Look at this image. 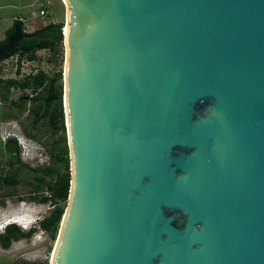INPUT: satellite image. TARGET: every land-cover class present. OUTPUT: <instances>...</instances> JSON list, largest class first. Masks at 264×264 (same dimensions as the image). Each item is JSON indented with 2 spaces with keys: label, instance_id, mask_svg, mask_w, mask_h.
Masks as SVG:
<instances>
[{
  "label": "water",
  "instance_id": "water-1",
  "mask_svg": "<svg viewBox=\"0 0 264 264\" xmlns=\"http://www.w3.org/2000/svg\"><path fill=\"white\" fill-rule=\"evenodd\" d=\"M64 3L48 264H264V0Z\"/></svg>",
  "mask_w": 264,
  "mask_h": 264
},
{
  "label": "rangeland",
  "instance_id": "rangeland-1",
  "mask_svg": "<svg viewBox=\"0 0 264 264\" xmlns=\"http://www.w3.org/2000/svg\"><path fill=\"white\" fill-rule=\"evenodd\" d=\"M41 6H45L49 13L45 18V23L58 22L62 24V28L64 27L66 20L64 0H0V39L14 17H27L24 21L27 30L41 26V23L37 25V18H34L39 14ZM63 63L64 46L57 57L51 56L50 52L44 49L37 51L36 59L30 61L23 59L22 63L18 64L16 57L13 56L0 63V78L2 80L22 79L36 74L39 70L51 76L63 70ZM42 93L43 88L10 87L5 89L0 84V230L5 220H15L22 215V210L11 213L12 209L6 211L5 206H14L20 200H25V202L32 200L29 196L33 186L38 183L34 176L39 173L31 171L26 165L41 167L53 164V157L48 152L52 143H55L57 148L55 153L64 149L68 152L65 125L64 130L52 132L46 119L33 124L36 116L34 109L37 108L38 101L32 100L31 97ZM13 102H18L21 106L18 107ZM12 136L20 144V151L16 157L22 163L11 164L9 162L12 159L11 154L14 153L8 152L4 143ZM60 169L63 167L61 166ZM10 174H14L17 179L14 185L2 182V178ZM41 192L47 193L45 190ZM66 202L67 200H61L58 204L65 208ZM31 203H34L38 210H48L47 203L40 202L38 199ZM34 211L37 210L34 209ZM32 235L12 241L7 249L0 246V264H31L37 261H46L48 264L57 232L54 238H51L45 231Z\"/></svg>",
  "mask_w": 264,
  "mask_h": 264
},
{
  "label": "trees",
  "instance_id": "trees-1",
  "mask_svg": "<svg viewBox=\"0 0 264 264\" xmlns=\"http://www.w3.org/2000/svg\"><path fill=\"white\" fill-rule=\"evenodd\" d=\"M63 47L62 24L58 22H47L32 31L25 29L23 18L14 17L10 25L4 30V36L0 39V63L13 56L17 63L21 64L23 59L34 60L37 57V51L48 50L51 56L57 57ZM18 71V70H17ZM62 71L59 70L53 75L48 76L44 71L39 70L36 74L26 76L22 79L0 78V84L5 89L10 87H20L33 89L43 88V93L32 96V100L38 101L37 108L34 109L36 116L33 124L46 119L52 132L64 130L62 89H61ZM20 107V103L13 102ZM63 139V138H62ZM4 146L11 154L10 163H22L16 155L19 154V144L15 137L6 139ZM55 143H52L48 152L53 157V164L46 166L28 167L33 172L39 173L34 178L38 181L32 188L30 199H38L40 202L48 203L49 210L47 214L39 221L40 228L47 232L51 238L55 237L58 230L60 218L64 207L59 205L61 200L66 201L69 189V157L66 149L56 151ZM61 166L63 169H60ZM2 182L8 185L17 183L14 174L2 178ZM1 185V183H0ZM45 190L47 193H42ZM35 229L21 231L16 225L9 224L0 232V246L8 248L12 241H17L22 237L30 236ZM31 264H47L46 261H37Z\"/></svg>",
  "mask_w": 264,
  "mask_h": 264
},
{
  "label": "clouds",
  "instance_id": "clouds-1",
  "mask_svg": "<svg viewBox=\"0 0 264 264\" xmlns=\"http://www.w3.org/2000/svg\"><path fill=\"white\" fill-rule=\"evenodd\" d=\"M31 202H33V200L28 201V202H25V200H20L18 204L14 206H10V205L5 206L6 211H10L12 209L11 213H15L17 211L22 210V215L16 218L15 220H11V221H9L8 219L5 220L3 222V227L5 228L9 224H14L21 231H29L30 229H35V231L32 233L33 235L31 234L32 236L36 235L37 232L39 231H43L40 228L39 221L43 218L45 214H47L49 210V205L47 203V206H48L47 211L46 210L42 211V210H38L35 207V204ZM34 209H36L37 211L35 212Z\"/></svg>",
  "mask_w": 264,
  "mask_h": 264
},
{
  "label": "built area",
  "instance_id": "built-area-1",
  "mask_svg": "<svg viewBox=\"0 0 264 264\" xmlns=\"http://www.w3.org/2000/svg\"><path fill=\"white\" fill-rule=\"evenodd\" d=\"M48 9L45 7V6H41V8L39 9V14L37 15V16H34V18H37L36 19V23H37V25L39 24V23H41V25L42 24H44L45 23V18L48 16ZM25 23V22H24ZM40 26V25H39ZM39 26H37V27H39ZM36 27V28H37ZM4 230V227H2L1 228V230H0V232H2Z\"/></svg>",
  "mask_w": 264,
  "mask_h": 264
},
{
  "label": "bare ground",
  "instance_id": "bare-ground-1",
  "mask_svg": "<svg viewBox=\"0 0 264 264\" xmlns=\"http://www.w3.org/2000/svg\"><path fill=\"white\" fill-rule=\"evenodd\" d=\"M63 30L66 32V25H64ZM52 259H53V253H51L49 261L52 262Z\"/></svg>",
  "mask_w": 264,
  "mask_h": 264
},
{
  "label": "crops",
  "instance_id": "crops-1",
  "mask_svg": "<svg viewBox=\"0 0 264 264\" xmlns=\"http://www.w3.org/2000/svg\"><path fill=\"white\" fill-rule=\"evenodd\" d=\"M23 18V20L25 21V19L27 18V17H22ZM27 30V29H26ZM32 30H34V29H32ZM32 30H28V31H32ZM7 249V248H6Z\"/></svg>",
  "mask_w": 264,
  "mask_h": 264
}]
</instances>
